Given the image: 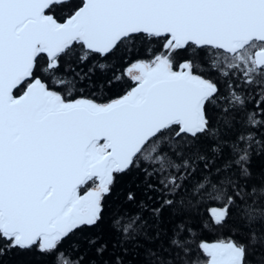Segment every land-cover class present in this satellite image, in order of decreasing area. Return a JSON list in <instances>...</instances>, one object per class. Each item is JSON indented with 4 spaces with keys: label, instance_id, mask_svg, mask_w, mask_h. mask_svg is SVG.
Returning a JSON list of instances; mask_svg holds the SVG:
<instances>
[{
    "label": "snow or ice",
    "instance_id": "obj_1",
    "mask_svg": "<svg viewBox=\"0 0 264 264\" xmlns=\"http://www.w3.org/2000/svg\"><path fill=\"white\" fill-rule=\"evenodd\" d=\"M137 43L149 58L107 96L113 80L95 82L96 71ZM73 58L94 63L62 72ZM254 157H264V0H0V257L35 250L81 264L64 241L104 218L117 175L135 168L159 206L151 219L113 218L121 250L110 264H125L123 244L149 229L166 243L144 247L140 264H255L264 171L254 175ZM209 203L220 207L208 220L185 219ZM166 211L170 234L158 227Z\"/></svg>",
    "mask_w": 264,
    "mask_h": 264
},
{
    "label": "trees",
    "instance_id": "obj_2",
    "mask_svg": "<svg viewBox=\"0 0 264 264\" xmlns=\"http://www.w3.org/2000/svg\"><path fill=\"white\" fill-rule=\"evenodd\" d=\"M147 47V45L137 43L134 50L130 53H126L124 50H117L112 56L108 57L109 69L103 74L97 70L93 80L97 83H102L112 79L113 84L110 90L108 88L105 89L106 95L112 98L116 95H122L129 81L126 78L121 80V75L131 61L149 58ZM93 63V60H89L86 63H79L73 58L68 64L61 67V71L63 72L67 68L69 69V75L72 74L71 69H75L79 73H86ZM84 94L88 95L89 93L85 91ZM252 170L256 176L264 171V157L253 158ZM88 187H91V183H89ZM129 193H132L134 196V199L131 201L127 199ZM149 196L155 197L156 194L147 191L145 177L141 171L133 168L126 174L117 175L115 187L111 195L106 199L104 218L96 226L84 232L78 231L75 235L66 239L61 251L70 253L72 257H81V264H110L113 255L121 250L120 244L118 243V234L113 231L115 228L113 218L122 217L123 220H126L130 214L139 213L145 219H151V209L159 205L155 199L149 200ZM142 204L144 205L143 208L141 207ZM214 207H220V205L206 204L200 209L201 214L199 217H186L185 219L189 223H194L198 226L201 220L209 219V210ZM176 220L177 217L169 215L166 211L158 227L163 233L170 234L175 226ZM232 223L239 227L241 238L248 235L250 229L245 226L243 221L233 220ZM197 230L199 232L197 239H204L211 242L223 238V230L221 229ZM89 239H95L100 244H106V251L102 255L98 254L95 247L88 243ZM120 243L123 242L121 241ZM164 243H166V238L163 235L161 238L155 239L153 237V231L151 229L147 230L146 235L142 234L136 241L123 244V247L127 250L126 255L123 257L125 264H140L143 258L144 247H151L155 250L159 245ZM137 244L141 245V247H137ZM258 255H264V239L261 240V243L257 244L253 256L250 257L255 260V264H260V261L255 259ZM52 262V256L42 255L35 250L26 252L12 251L0 257V264H52Z\"/></svg>",
    "mask_w": 264,
    "mask_h": 264
}]
</instances>
